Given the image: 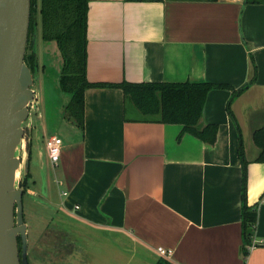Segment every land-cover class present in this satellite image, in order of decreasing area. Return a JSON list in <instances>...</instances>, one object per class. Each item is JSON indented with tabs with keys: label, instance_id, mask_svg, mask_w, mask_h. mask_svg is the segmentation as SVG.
Instances as JSON below:
<instances>
[{
	"label": "crops",
	"instance_id": "0c3cea01",
	"mask_svg": "<svg viewBox=\"0 0 264 264\" xmlns=\"http://www.w3.org/2000/svg\"><path fill=\"white\" fill-rule=\"evenodd\" d=\"M44 44L39 58L56 55L58 76L56 45ZM86 79L203 81L243 91L230 103L233 118L226 110L231 90L208 91L198 125L216 124L217 133L207 144L180 134L177 124L125 120L120 88L88 87L83 130L68 124L71 140L59 158L64 188L56 215L86 238L74 242L84 259L67 264H156L158 247L171 251L164 258L173 264H264V162L255 161L252 141L264 127V2L88 0ZM38 86L36 80L34 108ZM38 118V126H24L27 162L32 141L40 159L41 148L47 156L45 139L55 134ZM39 130L46 135L39 138ZM239 141L248 162L246 203L256 214L257 245L245 256ZM25 192L33 194L28 181Z\"/></svg>",
	"mask_w": 264,
	"mask_h": 264
},
{
	"label": "trees",
	"instance_id": "16d2710c",
	"mask_svg": "<svg viewBox=\"0 0 264 264\" xmlns=\"http://www.w3.org/2000/svg\"><path fill=\"white\" fill-rule=\"evenodd\" d=\"M249 3H262L264 0H246ZM88 0H30V15L28 38L24 62L34 77L38 70L36 37L39 28L40 39L44 42H54L60 55L61 66L58 75V88L68 95L69 99L62 106L61 116L67 122L83 130L84 125V93L91 86H117L122 90L124 98V119L128 121L158 122L177 124L181 133H188L207 144H213L216 139L217 125L206 124L199 126L202 107L206 94L211 89L227 88L231 96L226 110L230 114V103L243 89L235 91L226 84L209 82H146L120 84H92L86 79V24ZM253 76L255 65L251 58ZM129 110L135 112L133 117ZM138 114V115H137ZM252 141L258 148L257 162H264V127L252 133ZM241 165V224H242V254L247 255V247L251 244L252 232L256 222V214L246 203L247 160L244 156L241 141L237 148ZM29 178L26 169L21 186L24 193ZM23 193V194H24ZM18 248L20 240L18 239ZM156 264H173L162 257Z\"/></svg>",
	"mask_w": 264,
	"mask_h": 264
},
{
	"label": "water",
	"instance_id": "95a60500",
	"mask_svg": "<svg viewBox=\"0 0 264 264\" xmlns=\"http://www.w3.org/2000/svg\"><path fill=\"white\" fill-rule=\"evenodd\" d=\"M29 15L30 0H0V264H28L20 143L35 98L24 62Z\"/></svg>",
	"mask_w": 264,
	"mask_h": 264
},
{
	"label": "rangeland",
	"instance_id": "374dc122",
	"mask_svg": "<svg viewBox=\"0 0 264 264\" xmlns=\"http://www.w3.org/2000/svg\"><path fill=\"white\" fill-rule=\"evenodd\" d=\"M36 1L39 4V0ZM44 43L45 42L39 37L38 28L36 48L39 59H37V62L39 61V64L37 73L33 77L34 83L32 86V88H34L37 80L39 86L37 88L38 96H36V99L38 98V101L37 107H33L30 110L28 118L23 123V128L25 124L29 122L32 126H38L40 123L38 114L40 116L43 115L46 129H48L46 133H48V135L55 133L54 135L59 136L64 145L67 140V142L71 140L70 134L72 131L69 130V128H71L69 125L72 124H69V122L62 118L61 109L62 106L67 103L69 97L58 88V76L56 75L58 72L55 70V66L57 65L56 55H46L45 62L39 58V56H41V48L45 45ZM58 57H60L59 53ZM43 70L44 72L40 73ZM39 73L40 78L38 77ZM57 108L59 110H57ZM56 114H58L60 118ZM128 115L133 117L135 112L129 110ZM56 118L62 119V123L61 121H57ZM46 133L45 131L40 133L39 130L37 135H39V138H42ZM32 142V154L29 162L25 160V151H22L24 142L20 143V156L22 157L20 166L21 177L23 178L25 176L27 163V170L31 175V177L28 178V185L29 188L33 190V194L25 192L22 196V212L26 227L28 264H67L68 260L74 257L83 260V249L75 245L76 241L82 244V240H86V238L82 237L84 234L83 229L76 225L78 227L77 229L73 227L72 224L63 222V219H60L56 215L58 202L61 199L59 191L64 188L62 184V168L59 166L60 160L57 166L52 168L45 150L41 148V157L39 159L37 148L34 147V141ZM41 166L43 167L42 169ZM58 181L62 183L58 184ZM78 232L80 233L78 234ZM69 261H72V259Z\"/></svg>",
	"mask_w": 264,
	"mask_h": 264
},
{
	"label": "built area",
	"instance_id": "2783aa9c",
	"mask_svg": "<svg viewBox=\"0 0 264 264\" xmlns=\"http://www.w3.org/2000/svg\"><path fill=\"white\" fill-rule=\"evenodd\" d=\"M44 145L47 151V156L49 159V162L52 166V168L57 166V163L59 161L60 157V150H61V145H62V139L57 136V135H50L48 136L45 141ZM58 184H61V181H58ZM63 195H65V192H62ZM257 243L255 240L251 241V244L248 246V248H252L256 246ZM156 252L161 256V257H169L171 251L167 249H163L161 247H158L156 249Z\"/></svg>",
	"mask_w": 264,
	"mask_h": 264
}]
</instances>
